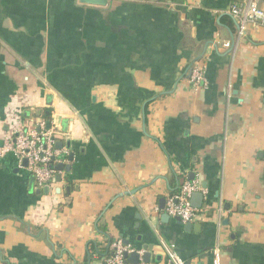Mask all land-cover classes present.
<instances>
[{
    "label": "crops",
    "instance_id": "0c3cea01",
    "mask_svg": "<svg viewBox=\"0 0 264 264\" xmlns=\"http://www.w3.org/2000/svg\"><path fill=\"white\" fill-rule=\"evenodd\" d=\"M249 1L0 0V144L14 108L24 128L44 114L70 166L45 193L0 157V264H102L118 239L148 264L163 243L185 264L218 245L222 264H264V24L230 12ZM194 180L211 209L188 229L163 214Z\"/></svg>",
    "mask_w": 264,
    "mask_h": 264
},
{
    "label": "built area",
    "instance_id": "2783aa9c",
    "mask_svg": "<svg viewBox=\"0 0 264 264\" xmlns=\"http://www.w3.org/2000/svg\"><path fill=\"white\" fill-rule=\"evenodd\" d=\"M263 2L264 0H250L245 11L238 4H233L230 12L236 17L242 16L243 24L247 21L264 24V10L260 7ZM205 79L204 64L196 62L191 69L190 82L199 89L203 87ZM12 111L9 116V125L13 132L12 135L3 138V144L0 145V157L11 154L20 164L27 160V169L34 176L38 186L51 188L56 182L57 174L53 165L66 160V154L57 148V142L62 141L66 133L54 123H49L43 116L38 117L28 128H24L19 124L21 108H14ZM197 191L207 193L196 180L183 182L180 190L167 198L165 213L175 218L179 217L185 223L194 222L206 216L211 206L195 207L192 203V195ZM221 208L222 205L218 208L219 212ZM162 248L167 257L166 264H185V260L172 246L163 243ZM109 249L110 252L101 257L102 264H126V253L130 254L134 251H138L141 255L144 253L126 244L122 239L111 242ZM221 256V248L218 245L213 251V264H222Z\"/></svg>",
    "mask_w": 264,
    "mask_h": 264
},
{
    "label": "water",
    "instance_id": "95a60500",
    "mask_svg": "<svg viewBox=\"0 0 264 264\" xmlns=\"http://www.w3.org/2000/svg\"><path fill=\"white\" fill-rule=\"evenodd\" d=\"M80 1L82 3L91 4V5H104L107 2V0H80ZM2 144H3V141L1 142L0 145H2ZM70 144H71V142L68 141L67 142V146L70 147ZM57 146L59 148H62L63 147V141H58L57 142ZM69 157L72 160L73 159V154H70ZM23 164L25 166H27V164H28L27 160H24L23 161ZM53 166H54V169L58 172L56 174V180L57 181H61V179H62L61 174H60L61 171H63L65 168L67 170H70V166L69 165H64V163H62V162H59V163H57V164H55ZM194 178H195V173L192 171V172H190L189 180H193ZM31 180L32 181L34 180V176L31 177ZM32 188L33 187L31 186V189ZM36 191H37V193H41L42 192V190H40V189H38ZM43 191L45 193H47L49 191L48 187L44 188ZM195 198H196V200H197L198 203H194L193 202L194 206L195 207H201L202 201H203V194L201 192H194L193 195H192V201ZM162 201H163V199H162ZM163 217L167 219V218H170V215L167 214V213H164L163 214ZM176 219L178 221H181V219L179 217H176ZM189 227H191V222L186 225V228L189 229ZM125 243L126 244L129 243V241H126ZM145 249H146V252H144L142 255L138 251H134V252H132L130 254L126 253L125 254L126 264H141V261H143L145 264H148L151 261V257H152V255H151V249H147V247ZM159 258H160V256H157V259H159Z\"/></svg>",
    "mask_w": 264,
    "mask_h": 264
},
{
    "label": "trees",
    "instance_id": "16d2710c",
    "mask_svg": "<svg viewBox=\"0 0 264 264\" xmlns=\"http://www.w3.org/2000/svg\"><path fill=\"white\" fill-rule=\"evenodd\" d=\"M43 117H44L46 120H48V122L50 123V119H49L48 116H46V115L43 114ZM93 249H94L96 252H98L99 254H103V253H102L103 251L100 252L99 249H98V246H97L96 244L93 245ZM95 251H94V252H95ZM106 251H107V252H110L109 250H106ZM106 251H105V252H106Z\"/></svg>",
    "mask_w": 264,
    "mask_h": 264
}]
</instances>
